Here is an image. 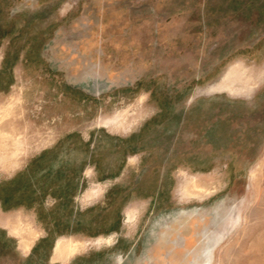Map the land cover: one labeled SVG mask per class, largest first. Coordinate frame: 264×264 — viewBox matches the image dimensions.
Returning <instances> with one entry per match:
<instances>
[{"label": "rangeland", "instance_id": "1", "mask_svg": "<svg viewBox=\"0 0 264 264\" xmlns=\"http://www.w3.org/2000/svg\"><path fill=\"white\" fill-rule=\"evenodd\" d=\"M0 264H264V0H0Z\"/></svg>", "mask_w": 264, "mask_h": 264}, {"label": "flooded vegetation", "instance_id": "2", "mask_svg": "<svg viewBox=\"0 0 264 264\" xmlns=\"http://www.w3.org/2000/svg\"><path fill=\"white\" fill-rule=\"evenodd\" d=\"M193 244H194V239H193V237H191L189 240H186V242H185V248L188 249L189 246H192Z\"/></svg>", "mask_w": 264, "mask_h": 264}, {"label": "crops", "instance_id": "3", "mask_svg": "<svg viewBox=\"0 0 264 264\" xmlns=\"http://www.w3.org/2000/svg\"><path fill=\"white\" fill-rule=\"evenodd\" d=\"M64 247V249L66 250L67 249V247H65V246H63ZM73 252V251H72Z\"/></svg>", "mask_w": 264, "mask_h": 264}]
</instances>
